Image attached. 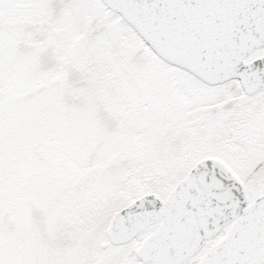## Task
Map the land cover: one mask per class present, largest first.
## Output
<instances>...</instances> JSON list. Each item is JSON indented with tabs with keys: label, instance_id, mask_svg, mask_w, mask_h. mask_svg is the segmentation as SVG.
I'll return each mask as SVG.
<instances>
[{
	"label": "snow or ice",
	"instance_id": "6c2138e0",
	"mask_svg": "<svg viewBox=\"0 0 264 264\" xmlns=\"http://www.w3.org/2000/svg\"><path fill=\"white\" fill-rule=\"evenodd\" d=\"M0 264H264V0H0Z\"/></svg>",
	"mask_w": 264,
	"mask_h": 264
}]
</instances>
